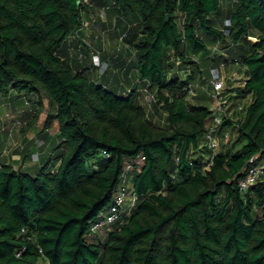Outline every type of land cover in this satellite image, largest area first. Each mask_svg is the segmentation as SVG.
<instances>
[{
    "label": "trees",
    "instance_id": "16d2710c",
    "mask_svg": "<svg viewBox=\"0 0 264 264\" xmlns=\"http://www.w3.org/2000/svg\"><path fill=\"white\" fill-rule=\"evenodd\" d=\"M115 5L141 19L137 68L158 87L163 125L148 119L136 91L112 90L60 54L85 0H0V92L47 97L45 130L57 123L64 145L55 171L54 155L35 174L0 162V264H264V174L241 188L251 160L264 164L263 0H235L228 12L221 0ZM222 40L236 43L247 77L239 96L251 100L240 117L223 116L215 152L204 143L213 110L187 98L172 63L205 57ZM130 163L141 166L136 207L104 241L92 240L91 221L114 202Z\"/></svg>",
    "mask_w": 264,
    "mask_h": 264
},
{
    "label": "crops",
    "instance_id": "0c3cea01",
    "mask_svg": "<svg viewBox=\"0 0 264 264\" xmlns=\"http://www.w3.org/2000/svg\"><path fill=\"white\" fill-rule=\"evenodd\" d=\"M104 1L105 0H87V6L83 12V18L90 22V27L88 29H82L80 31L81 33L87 36V41L91 40V45H89L90 55L93 56V53H98L100 55V60L103 65L100 68L99 73L104 72L106 70L105 65L108 64V70H111L113 73L122 75L120 80H117L113 76H108L104 79L101 77L103 80L101 81L112 90L123 92L125 94L132 90L136 91L139 94V100L141 105L147 111L148 119L151 120L155 125H159L157 123V119L159 117L166 118V111L165 109H163L164 107H162L163 104L161 102V109L155 108V102L152 104L148 103L146 101L145 92V90L148 89L150 93L154 94L153 87L155 86H152L148 80L141 78L137 68L138 64L134 68L129 65V62H127L125 66L120 68V55L117 53H113L114 49L111 48V46L108 45L107 42L103 39V37L105 36L102 32V23L105 24L108 13L104 12V10H106L105 7L102 8L99 4H103ZM221 1L224 10L228 12L230 7L233 5V0ZM228 21L231 22L230 18H225V21L223 23L224 28H226L225 26L227 25ZM250 38H252L253 42L258 41V38L256 36H250ZM235 47L236 43H232L229 40H222L212 45L210 53L205 55V57H201L200 54L194 55H196L197 59L200 57L201 61L208 60L211 63V65H209L211 68V75L212 70L214 68H217L221 71L222 75L225 77L227 85L229 84V94L227 101L230 100L231 103H229L228 106L236 105L238 102H246V104H244L242 107L243 109L250 102L251 95L242 97L239 96V87L245 85V80L247 79V77L246 68L239 61V58L236 56V54L233 56V48ZM108 52H110V54H108ZM208 61H206L207 64ZM111 62L112 65L110 64L109 66V63ZM198 64H200V60ZM91 66L92 70L93 67L99 69L96 65H94L93 58L91 61ZM193 66L194 65L191 63V70L193 69ZM242 66L244 70L243 77H241V75L239 74L240 70H238V67ZM230 73H233V78L232 80L227 81V79H229L230 77ZM147 81L150 85L147 83ZM37 102V93H33L31 95L25 94V91L18 90L16 88H12L8 93L0 92V162L14 164L16 167L22 168L34 174L41 170V168H43L44 166L49 165L52 159L51 156L53 155L55 157L57 156L58 160H53V163L50 165V167L54 171L57 170L61 163L60 157L64 151V145L61 144V138L59 137V130L54 132H52L50 128L45 130V121L47 118V113L45 118L43 116L45 115L46 107H44V109L42 108V111L36 124H34L27 132L23 131L22 128H25L28 123L34 121L35 115L37 114V112L40 111L39 109L41 108V105H39V103ZM201 104L203 103L201 102ZM43 105L45 106V103ZM239 113H235L234 117H240ZM232 114L234 113L229 112L228 114L224 115ZM20 120H22L24 123V125L21 124L22 127H17L13 125L15 122L19 123ZM204 143L205 145H207L206 139ZM212 161L213 158L210 162H208V164L212 163ZM128 165L132 166L131 172L128 176L127 184L130 181L131 184L130 187H128V189L130 190L129 196L133 195V201L136 199L135 193L133 192V178L134 175L140 170L141 166L134 167V165L131 163ZM127 203L130 204V207L126 206ZM131 204L132 202L130 203L128 199L123 208V214H125V216H127V214L130 212ZM111 224H117V228L121 227L120 223L105 224L99 230L93 232L90 235V238L92 240L96 239V241H104L111 231L117 229L112 228Z\"/></svg>",
    "mask_w": 264,
    "mask_h": 264
},
{
    "label": "rangeland",
    "instance_id": "374dc122",
    "mask_svg": "<svg viewBox=\"0 0 264 264\" xmlns=\"http://www.w3.org/2000/svg\"><path fill=\"white\" fill-rule=\"evenodd\" d=\"M234 1L235 0H233V2ZM85 2L87 3V0H85ZM114 2L115 0H105L103 4L101 3L99 4L102 8L105 7L106 10L104 9L103 10L104 12L108 13L105 24L102 23V26H103L102 32H103V35L105 36L103 37V39L107 42L108 45L111 46V48L114 49L113 53L115 54L117 53L120 55V63H121L120 68L125 66L127 62H129V65L131 67L135 68L138 62L137 56H136L135 42L139 38L142 22L140 18L134 15H129V16L122 15L119 9H117L118 7L114 5ZM89 27H90V22L83 18L81 26L77 29V31L74 34L70 35L62 44L60 48L61 50L60 54L65 59H67L68 63H70V65L74 68L75 71L84 72L90 75L93 79H97L98 81L102 82L103 81L102 78L104 79V78H107L108 76H113L117 80H120L122 75L113 73L111 70H108V64L105 65L106 70L102 73H99L101 64L97 65L95 63V56H97L98 58L100 57V55L98 53H93V56L90 55L89 45H91V40L87 41L86 40L87 36L80 32L82 29L85 30V29H88ZM250 39L252 40V38ZM108 54H110V52H108ZM191 56L192 58H188L189 62H186L187 59L183 60L181 57L176 58L175 63L178 62L179 64L176 63L175 65V63L173 62L172 65L173 64L174 65L172 67V71L173 73L174 72L177 73L179 77L186 82L184 89L187 93V98L189 100L195 99V101L202 102L203 104L207 105L211 110H214L216 109L217 105L215 103V100L211 96L212 87L209 83V79L211 76V68L209 65H211V63L208 60L201 61L200 57L197 59L196 55L194 54H191ZM92 58H93L94 65H96L99 69L93 67V70H92V66H91ZM199 60H200L199 67L198 65L193 66V69H192L193 71H192L190 68V64L191 63L197 64ZM206 61H208V64ZM110 64L112 65V62L109 63V66ZM238 70H240L239 74L241 75V77H243L244 76L243 66L238 67ZM232 76H233V73H230V77L229 79H227V81L232 80L233 78ZM147 83L149 84L148 81ZM228 87H229V84L227 85L226 83L225 94L227 95V99H228V94H229ZM153 88H154L153 93L155 95L154 102L155 104H159L158 108L161 109L160 101L157 98L158 97V87L155 86ZM131 93H133V90L129 91L127 95ZM37 95H38L37 103H39V105H41V103H45V106H43V108L46 107L45 115L43 116L45 118L46 113L48 115L51 112L50 101L47 97H44L43 95H39V94ZM229 103H231L230 100L227 103V108H226L227 111L226 113H222L221 114L222 116H224V114H228L229 112L238 114L241 111L243 105L246 104V102H243V103L238 102L236 105L228 106ZM157 123L159 125H163L165 123V118L159 117L157 119ZM21 124L24 125L22 120H20L19 123L17 122L14 123V125L17 127H22ZM50 130L52 132L57 131L58 130L57 123H55ZM231 137H232V140L234 141L236 136L232 135L230 136V138ZM230 138H225V139L230 140ZM97 167L98 166L96 165L95 168ZM127 167L128 165H126V168ZM130 184L131 183L129 181L128 187H130ZM132 197L133 195H130L128 198L130 203L132 202ZM136 204L132 208L133 210L135 209ZM126 206L130 207V204L127 203ZM111 227L117 228L118 225L111 224ZM39 264H46V263L44 261H40Z\"/></svg>",
    "mask_w": 264,
    "mask_h": 264
},
{
    "label": "built area",
    "instance_id": "2783aa9c",
    "mask_svg": "<svg viewBox=\"0 0 264 264\" xmlns=\"http://www.w3.org/2000/svg\"><path fill=\"white\" fill-rule=\"evenodd\" d=\"M264 2V0H263ZM231 22L228 21L227 25H230ZM95 63L97 65L101 64L102 62L100 60V57L97 58L95 56ZM209 83L212 87V93L211 95L216 100V109L213 110V122L209 129V131L206 133V141L209 149H212L214 151L218 150L221 144V138L218 137L216 134V131L219 126L223 123V116L222 113H226L227 108V95L225 94L226 90V80L225 77L222 75L221 71L217 68H214L212 70V75L209 79ZM146 92V101L150 104H152L155 100V95L150 93L148 89L145 90ZM230 134L229 132H226L225 138H229ZM143 159L145 157L143 156ZM253 164L251 165L248 175L241 180V188L246 189L250 184L254 183L258 177L264 174V164L260 162H255V158L251 160ZM131 165H128L126 169H124L123 175L121 177V183L119 185V188L115 194L114 202L107 207L106 209L102 210L99 215L91 221L92 225V231L96 232L99 230L103 225L109 224V223H120V226H122L126 220L125 218H128L132 211L133 207L136 204L137 196L135 195V200L132 201L130 212L125 216L123 214V208L128 201V196L130 194V190L128 189V176L131 172Z\"/></svg>",
    "mask_w": 264,
    "mask_h": 264
},
{
    "label": "water",
    "instance_id": "95a60500",
    "mask_svg": "<svg viewBox=\"0 0 264 264\" xmlns=\"http://www.w3.org/2000/svg\"><path fill=\"white\" fill-rule=\"evenodd\" d=\"M78 3H80V1H78Z\"/></svg>",
    "mask_w": 264,
    "mask_h": 264
}]
</instances>
